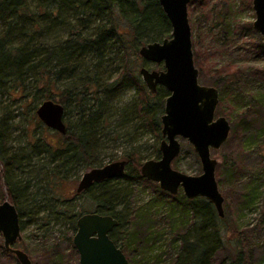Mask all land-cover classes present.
I'll use <instances>...</instances> for the list:
<instances>
[{
    "label": "trees",
    "instance_id": "trees-1",
    "mask_svg": "<svg viewBox=\"0 0 264 264\" xmlns=\"http://www.w3.org/2000/svg\"><path fill=\"white\" fill-rule=\"evenodd\" d=\"M247 2L250 3L249 0ZM208 3V0H196L191 4L206 5V8ZM210 10L205 13L209 14ZM246 26L254 32L252 22L246 23ZM170 31V23L158 0H0V90L5 88L10 95L11 91H16L20 97L35 102L56 100L63 105L66 119L73 111L77 117L76 123H71L65 134H60L58 145L48 144L42 138L35 143L28 142L41 169L46 164L52 165L47 173V182L55 176L63 180L82 165L92 167L99 163L96 152L101 127L110 119L116 121L121 114H124L121 129L130 127V122L137 119L156 140L161 138L160 116L168 92L160 86L155 93L147 90L138 71L144 63L138 48L146 42L169 37ZM61 32L65 33L62 40L58 37L56 41H50V35ZM194 45L192 40L194 64L202 69L203 53L194 50ZM252 46L256 54H264L263 39ZM66 80L68 84L60 90L59 86ZM129 87L136 89L137 97L122 108L114 107V100ZM223 94L220 90V110L225 100ZM252 113L256 118L251 116ZM249 116L252 122H245L247 124L255 123V119L261 120L264 116V95L247 105L244 117ZM231 130L232 133L237 131L234 125ZM7 131L8 126L0 122V202L8 198L15 204L21 219L26 215L21 206L22 200L31 196L36 202L40 194L38 191L29 194L30 183L12 174V170L20 171L33 156H22L20 150L13 148L8 142ZM259 132L264 140V124ZM230 135L224 144H228ZM153 148L154 152L149 155L156 159L159 157L156 143ZM149 155L143 158L139 149L131 146L123 155L126 161L123 174L95 182L78 195L89 203V207L83 201L76 210L77 206L63 204L58 212L67 219L73 232L76 218L83 213L112 215L119 223L110 232V238L123 252L116 232L127 226L132 229L129 241L145 243L147 250H151L153 241L159 238L149 236L154 233L151 230L152 217L147 214L148 206L133 212L130 204L134 183L150 185L157 193L154 200L167 198L170 230L175 235L172 240L179 243L178 251L169 258V264H224L216 259L217 252L223 248L219 225L222 218L203 197L190 200L179 193L173 196L143 178L139 169L145 159L151 158ZM244 156L245 151L240 148L225 162L229 163L225 171L221 172L216 165L218 186L235 185L242 181ZM249 179L251 184L237 194L239 209L251 205L256 198L258 186L252 184V177ZM188 213H191L193 223L187 224ZM143 226L149 235L143 232ZM246 231L239 230L237 235H246ZM68 242L77 256L72 236L68 237ZM245 248L243 246L237 253L239 260L246 254ZM1 255L19 264L13 254L4 250L0 235ZM34 257L33 264H62L47 250ZM261 261L264 262V259Z\"/></svg>",
    "mask_w": 264,
    "mask_h": 264
},
{
    "label": "rangeland",
    "instance_id": "rangeland-1",
    "mask_svg": "<svg viewBox=\"0 0 264 264\" xmlns=\"http://www.w3.org/2000/svg\"><path fill=\"white\" fill-rule=\"evenodd\" d=\"M208 1L206 8V5L190 4L188 6L192 40L195 44L193 49L199 50L204 57L202 69L198 67L201 73L199 82L215 86L218 95L220 90H223L224 104L221 105V110L217 106L215 116H225L231 127L234 125L237 129L233 133L230 129L228 144H223L220 149L211 151V155L217 160L219 170L223 172L228 168L229 163L225 164V162L229 156L234 155V152L240 148L245 151L244 160L241 163V166L245 168L242 172V181L235 185L219 186L224 196V216L221 217V221L219 220L223 248L217 252L216 259L222 260L224 264H264L261 261L264 259V140L259 136L260 128L264 124V116L260 118L261 120L255 119V123L249 124L245 122H252V117L255 115L252 113V117H244L247 105L255 103L257 98L264 95V54H256L252 46L262 37L253 28L254 32L247 27L248 25L246 26V23L254 20L252 0H249L250 3L247 0ZM208 9H211L209 14L205 13ZM58 37L62 40L65 33L61 32L58 35L54 33L49 39L51 38L52 42ZM143 65L155 70L162 68L161 64L149 62H144ZM67 84V80L63 81L59 89L61 90ZM4 90L5 88L0 90V122L9 128L6 132L8 142L13 148L20 150L22 156H33L31 161L24 163L23 170H12V174L17 179L30 183L29 194L36 191L40 194L36 202L31 196L21 202L26 215L20 219L22 239L15 246L24 250L32 262L35 260L34 255L47 250L62 264H78V255L74 254L68 242V237L73 235V231L69 228L67 219L58 211L63 204L77 206L74 208L76 210L82 201L86 207H89V203L78 196L82 192L77 193L76 187L82 173L91 167L79 165L80 169L69 174L65 179L61 180L55 176L47 182L49 178L47 173L52 165L46 164L41 169L35 161L34 149L28 146V142L35 143L38 138H42L44 142L56 146L61 140L60 133L47 128L36 116L35 110L40 102L20 97L16 91H11L10 95ZM121 93L114 100V107L122 108L127 103L130 104L138 95L133 87ZM123 115L118 116L116 121L110 119L101 127L96 152L99 163L94 166L125 159L123 155L131 146L138 148L143 158L154 152L155 143L159 146L161 138L156 140L154 135L141 126V121L137 119L130 122V127L121 129ZM64 120L67 128L71 123H76L77 117L74 111L68 115L67 119L64 115ZM179 142L181 150L172 161V167L187 174H199L201 166L191 145L185 139H179ZM250 177H252V184L258 186L256 198L251 205L239 209L236 202L237 194L251 184ZM256 178L257 180L254 181ZM131 188L134 192L130 199L132 211L148 206L147 214L151 215L153 220L151 230L154 235H149V232L144 230L147 224H144L143 232L148 233L152 239H159L153 241V249L147 250L145 243L129 241L132 229L127 226L123 227L124 230L118 229L119 231L116 232L118 243L124 248L129 264H169V258L178 251L179 243L173 242L175 235L170 230L167 198L154 200L157 198V193L150 185L134 183ZM179 194L186 198L181 190ZM190 216L191 213H188L187 224L194 222ZM239 230L248 231L246 235L242 233L238 236ZM243 246H246V254L239 260L237 253ZM0 264L16 263L14 259H5L1 255Z\"/></svg>",
    "mask_w": 264,
    "mask_h": 264
},
{
    "label": "water",
    "instance_id": "water-1",
    "mask_svg": "<svg viewBox=\"0 0 264 264\" xmlns=\"http://www.w3.org/2000/svg\"><path fill=\"white\" fill-rule=\"evenodd\" d=\"M196 0H158L170 23V35L161 40L146 42L138 48L144 62L161 64L159 70L146 66L139 74L149 92L164 88L163 113L160 116L161 140L159 157L141 163L140 174L170 195L181 190L187 199L203 197L210 202L219 217L224 216V196L217 179V160L211 151L218 150L229 137L231 125L223 115L215 116L219 103L215 86L199 82V70L194 64L192 30L188 6ZM252 28L264 40V0H252ZM64 107L53 99L41 101L35 114L50 129L65 134ZM179 139H185L195 152L201 172L191 175L172 167L179 155ZM125 160L108 162L89 168L81 175L76 192L93 183L113 179L124 173ZM118 220L109 214L86 212L75 221L72 244L78 253V264H128L125 253L110 238ZM0 235L4 250L14 255L19 264H32L29 255L15 244L22 239L19 212L8 198L0 202Z\"/></svg>",
    "mask_w": 264,
    "mask_h": 264
},
{
    "label": "flooded vegetation",
    "instance_id": "flooded-vegetation-1",
    "mask_svg": "<svg viewBox=\"0 0 264 264\" xmlns=\"http://www.w3.org/2000/svg\"><path fill=\"white\" fill-rule=\"evenodd\" d=\"M64 123H65V120H64ZM65 125H66V123H65ZM83 174V173H82ZM76 250V249H75ZM77 252V251H76ZM77 255H78V253H77Z\"/></svg>",
    "mask_w": 264,
    "mask_h": 264
}]
</instances>
